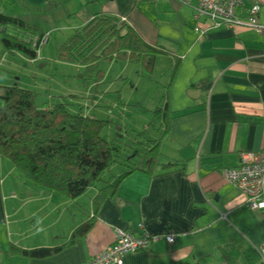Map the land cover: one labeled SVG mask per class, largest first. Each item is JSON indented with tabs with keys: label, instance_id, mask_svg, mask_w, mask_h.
I'll use <instances>...</instances> for the list:
<instances>
[{
	"label": "crops",
	"instance_id": "crops-1",
	"mask_svg": "<svg viewBox=\"0 0 264 264\" xmlns=\"http://www.w3.org/2000/svg\"><path fill=\"white\" fill-rule=\"evenodd\" d=\"M253 6L264 27V0H243L236 13L244 18ZM14 9L47 37L63 34L57 46L95 15L124 18L143 41L165 51L153 62L155 73L164 69L165 86L157 85L152 101L157 110L167 99L170 127L162 136L157 112L162 138L156 172L128 176L93 219L95 188L76 200L59 197L26 184L14 169L4 173L3 163L12 164L0 158V264H87L115 244L116 229L162 237L126 254L124 264H227L230 246L264 241V211L249 209L222 175L238 166L241 154L264 148V29L221 26L201 36L192 7L178 0H0L1 14ZM90 218L89 229L71 242L74 230ZM169 232L171 245L165 240ZM12 246L62 250L38 259Z\"/></svg>",
	"mask_w": 264,
	"mask_h": 264
},
{
	"label": "trees",
	"instance_id": "trees-1",
	"mask_svg": "<svg viewBox=\"0 0 264 264\" xmlns=\"http://www.w3.org/2000/svg\"><path fill=\"white\" fill-rule=\"evenodd\" d=\"M16 32L26 36L20 38ZM44 34L17 16L0 13V56L10 52L21 54L31 62L40 60L32 46L33 38L38 37L39 44ZM161 53L165 51L143 41L125 21L101 14L66 39L51 61L80 65L83 69L80 78L98 84L100 66L105 61L134 63L150 74L155 57ZM11 79L9 84H0V158L10 162L26 184L69 200H76L95 188L90 214L93 219L103 202L116 193L128 176L156 172L160 165L161 138L170 127L166 98L156 110L162 114V136L150 139L147 134L136 132L134 140L124 143L118 137L110 141L102 136L112 123L85 115L77 101L83 99L80 96H67L76 100L59 96L56 101L55 96L36 102L35 93L16 82L20 77ZM114 164L125 170L111 176L114 181L110 182L103 174ZM91 218L74 230L71 242L89 229ZM13 250L23 257L45 259L59 253L62 247L35 250L13 247ZM259 261L258 250L251 243H237L226 254L227 264H260Z\"/></svg>",
	"mask_w": 264,
	"mask_h": 264
},
{
	"label": "rangeland",
	"instance_id": "rangeland-1",
	"mask_svg": "<svg viewBox=\"0 0 264 264\" xmlns=\"http://www.w3.org/2000/svg\"><path fill=\"white\" fill-rule=\"evenodd\" d=\"M11 3L7 1V5ZM9 14L22 19V12L19 9H14ZM16 35L20 38L26 36L20 32H16ZM62 35L54 32L50 37L46 36L48 44L40 47L43 49L42 53V50L39 52L40 61L31 62L21 54L3 52L0 56V84H9L12 77L18 76L20 86L35 93L36 102L43 99L49 100L55 96L56 101L59 100V96H80L83 99L77 101L82 105L85 115L112 123L102 134L107 140L111 141L120 132L124 134L121 139L124 143L128 139L134 140L136 132L147 134L150 139L157 138L156 127L159 124L155 119L156 109H153L154 101L152 100L158 94L157 85L165 86V84L162 85L164 73L161 74L164 69L156 68V73L152 69L150 74H146L134 63L105 61L100 66L101 79L98 84L83 81L80 78L83 69L79 66L74 67L69 64L64 66L53 59L51 61L54 55L51 57L49 53H56L57 42L61 44L64 38H61ZM66 99L76 100L73 97ZM6 169L13 171V168L8 167V164L4 162L2 166L4 173ZM123 170L125 168L121 165L114 164L109 172L103 174V178L107 180L118 176Z\"/></svg>",
	"mask_w": 264,
	"mask_h": 264
},
{
	"label": "built area",
	"instance_id": "built-area-1",
	"mask_svg": "<svg viewBox=\"0 0 264 264\" xmlns=\"http://www.w3.org/2000/svg\"><path fill=\"white\" fill-rule=\"evenodd\" d=\"M183 4L190 5L194 12L196 22L195 30L201 32L205 30L224 26L233 28L244 26L252 28L257 32H262L264 27L258 24V7L253 6L247 10L244 18L236 13V8L243 4V0H178ZM121 18V21H124ZM47 34L39 40L33 38V47L36 48L37 55L41 46L46 43ZM223 178L230 184L237 187L246 198V206L251 210L264 211V148L251 153L240 155L237 167L225 169ZM115 244L105 249L100 254L93 257L87 264H124L123 257L128 253H135L148 249L150 243L161 240L160 235L143 233L134 236L124 230L116 229ZM166 242L174 243V233L165 235ZM259 253V258L264 264V241L254 245Z\"/></svg>",
	"mask_w": 264,
	"mask_h": 264
}]
</instances>
